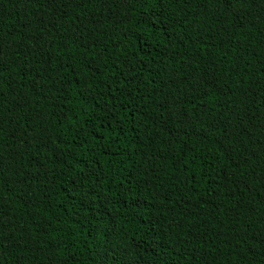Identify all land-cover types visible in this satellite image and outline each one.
I'll return each mask as SVG.
<instances>
[{"label":"trees","instance_id":"trees-1","mask_svg":"<svg viewBox=\"0 0 264 264\" xmlns=\"http://www.w3.org/2000/svg\"><path fill=\"white\" fill-rule=\"evenodd\" d=\"M0 264H264V0H0Z\"/></svg>","mask_w":264,"mask_h":264}]
</instances>
